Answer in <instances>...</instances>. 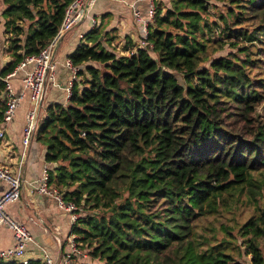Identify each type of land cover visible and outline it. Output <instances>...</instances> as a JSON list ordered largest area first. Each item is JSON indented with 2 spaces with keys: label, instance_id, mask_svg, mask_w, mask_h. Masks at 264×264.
<instances>
[{
  "label": "trees",
  "instance_id": "trees-1",
  "mask_svg": "<svg viewBox=\"0 0 264 264\" xmlns=\"http://www.w3.org/2000/svg\"><path fill=\"white\" fill-rule=\"evenodd\" d=\"M71 1L2 0L0 117L3 77L54 38ZM168 1L155 4L147 45L117 54L92 28L68 55L79 79L34 135L48 183L86 209L70 228L83 264H264V211L236 234L216 217L234 190L249 186L256 207L261 192L264 0ZM227 43L236 51L212 57Z\"/></svg>",
  "mask_w": 264,
  "mask_h": 264
},
{
  "label": "crops",
  "instance_id": "crops-1",
  "mask_svg": "<svg viewBox=\"0 0 264 264\" xmlns=\"http://www.w3.org/2000/svg\"><path fill=\"white\" fill-rule=\"evenodd\" d=\"M152 2L169 5L168 0L93 1L88 10L59 37L54 45L55 80L54 83L45 86L40 107L42 115H45L49 105L68 103L64 89L68 84L70 72L64 65V60L81 42H84L83 34L92 28H98L99 40L103 42L104 47L120 54H127L129 49L123 51L124 47H135L144 37L145 32L144 26L135 20L132 8L139 11L146 23H150L147 12ZM2 9L1 3L0 12ZM4 38L1 25L0 70L8 61L4 53L6 47ZM23 74L24 71L20 70L10 79L15 95L23 93L24 96L19 100L12 120L4 125L5 133L3 138H0V166L7 168L13 175L18 173L20 176V196L16 201L5 206V212L12 219L23 223L32 235V242L29 243L26 251V257L29 260H40L44 255H48L57 263L67 248L66 238L70 233L71 224L69 214L61 210L52 197L36 190L43 170L51 169L53 164L45 162V149L34 138L30 140L27 147L22 145V128L29 108L28 92L23 89L21 81ZM6 188V183L0 179V192ZM12 244L11 231L1 225L0 250ZM248 261H250L249 257ZM94 262L97 263L98 260Z\"/></svg>",
  "mask_w": 264,
  "mask_h": 264
},
{
  "label": "built area",
  "instance_id": "built-area-1",
  "mask_svg": "<svg viewBox=\"0 0 264 264\" xmlns=\"http://www.w3.org/2000/svg\"><path fill=\"white\" fill-rule=\"evenodd\" d=\"M94 0H72L64 12V17L60 28L54 38L39 51L36 55L25 57L17 67L3 77L4 81V108L0 117V138H3L4 125L15 115L19 100L24 96L23 93L15 95L10 79L20 70L24 71L21 77L23 89L28 92L29 108L25 114V122L22 128L21 142L27 147L30 140L34 138L35 131L39 123L45 118L40 112L44 89L47 84L54 83L56 61L54 60L53 48L59 37L68 31L88 10ZM156 3H151L147 12L149 22H152L156 8ZM135 20L144 26V37L137 44L140 47L147 45L146 36L148 25L142 18L139 11L132 8ZM64 65L70 72V78L65 87V97L69 100L72 93L73 83L78 80V67L69 58L64 60ZM30 67V68H29ZM48 170L44 169L40 177L36 190L44 195L52 197L58 207L67 212L70 217L71 225L75 222L77 207L69 202L65 203L60 192L48 183ZM0 179L3 180L7 188L0 192V226H6L12 234L13 244L0 250V259L4 261H17L19 264H29L26 257L27 246L32 242V235L28 228L21 222L12 219L6 212L5 206L16 201L20 196V176L18 173L12 174L7 168L0 166ZM67 248L63 252L60 260L55 263L48 255H44L39 261L44 264H83L88 260V252L81 249V242L77 241L75 234L69 233L66 238Z\"/></svg>",
  "mask_w": 264,
  "mask_h": 264
},
{
  "label": "rangeland",
  "instance_id": "rangeland-1",
  "mask_svg": "<svg viewBox=\"0 0 264 264\" xmlns=\"http://www.w3.org/2000/svg\"><path fill=\"white\" fill-rule=\"evenodd\" d=\"M1 3H2V1L0 0V4ZM218 6L220 9L221 8L220 4H218ZM4 41H5V38H4ZM4 44L6 45V43H4ZM231 51H236V48H234L233 46H231L227 43V44H225V46L222 47V49H219L216 52H214L212 54V57L225 55ZM4 53L6 54V47L4 48ZM116 53L118 54L119 52H116ZM7 58H8V56H7ZM252 175H253L254 182H256L257 184H261V192L258 194V200H257V204H256L257 207L249 201V197L247 194V191L249 190V186H248L242 192H239L238 190H234L233 196L229 200V206L230 207L227 209V212L225 213V215L224 214H222V215L218 214L216 216L217 218H220V220L227 221L224 223L225 225L232 226L234 228V230H232L233 234H236L235 230L240 228L241 224L246 219L257 214V212H258L257 208L264 211V170L262 172H253ZM10 203H12V202H10ZM85 210L86 209L83 210L82 207L79 206V208H77V211H75V213L77 214V217H79L80 214L84 213ZM69 219H70V217H69ZM198 223H200V221H198ZM70 224H71V222H70ZM200 224L205 225V224H208V222L202 221ZM218 225H219L218 223H215L214 227H218ZM217 231H218V229H217ZM221 236H222V233H218V238H220ZM78 241L82 242L81 249L86 251L87 250V248L85 247L86 243L85 242L83 243V241H81V240H78ZM88 260H89V262L92 260L89 255H88ZM240 260L243 261L244 264H251L250 261H248L247 256H242L240 258Z\"/></svg>",
  "mask_w": 264,
  "mask_h": 264
}]
</instances>
